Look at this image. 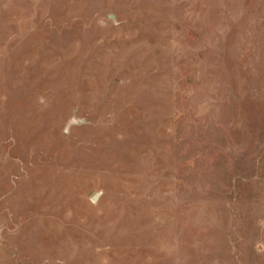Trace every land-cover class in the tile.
<instances>
[{
  "label": "rangeland",
  "instance_id": "rangeland-1",
  "mask_svg": "<svg viewBox=\"0 0 264 264\" xmlns=\"http://www.w3.org/2000/svg\"><path fill=\"white\" fill-rule=\"evenodd\" d=\"M0 226V264H264V0H0Z\"/></svg>",
  "mask_w": 264,
  "mask_h": 264
},
{
  "label": "water",
  "instance_id": "water-1",
  "mask_svg": "<svg viewBox=\"0 0 264 264\" xmlns=\"http://www.w3.org/2000/svg\"><path fill=\"white\" fill-rule=\"evenodd\" d=\"M98 195H99V193H95V194L92 196V199H93V200H96L97 197H98Z\"/></svg>",
  "mask_w": 264,
  "mask_h": 264
},
{
  "label": "built area",
  "instance_id": "built-area-1",
  "mask_svg": "<svg viewBox=\"0 0 264 264\" xmlns=\"http://www.w3.org/2000/svg\"><path fill=\"white\" fill-rule=\"evenodd\" d=\"M1 232H2V227L0 226V234H1Z\"/></svg>",
  "mask_w": 264,
  "mask_h": 264
}]
</instances>
